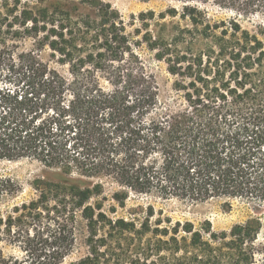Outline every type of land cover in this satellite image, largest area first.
<instances>
[{
  "label": "trees",
  "instance_id": "1",
  "mask_svg": "<svg viewBox=\"0 0 264 264\" xmlns=\"http://www.w3.org/2000/svg\"><path fill=\"white\" fill-rule=\"evenodd\" d=\"M178 1L181 12L132 15L142 34L134 42L104 0H0V161L28 159L47 171L32 183L36 197L0 218L25 252L6 256L0 235V264H64L79 229L85 251L69 264H264L262 216L219 231L209 220L153 221V207L143 220L104 207L102 177L123 188L112 195L120 206L131 191L264 203V25L252 33L192 4L264 15V0ZM177 16L186 24L150 29ZM140 42L167 63L188 107L160 109ZM45 48L68 75L43 61ZM22 191L0 177V200Z\"/></svg>",
  "mask_w": 264,
  "mask_h": 264
},
{
  "label": "rangeland",
  "instance_id": "2",
  "mask_svg": "<svg viewBox=\"0 0 264 264\" xmlns=\"http://www.w3.org/2000/svg\"><path fill=\"white\" fill-rule=\"evenodd\" d=\"M110 2L116 9H118L125 19L127 31L131 35L134 42L142 40V34H135V30L141 25L136 21L133 23L132 15H139L141 12L154 10L156 13L166 11L167 9L176 8L180 12L186 2L178 0H104ZM205 10L209 17L213 20H233L236 19L244 29L254 33L259 29L260 25H264L263 14H244L234 9L220 7L213 2L206 3H192ZM173 21L175 24L180 23L185 25L186 22L180 20L177 16L175 18L169 17L167 20H154L150 29L157 34L162 27V24ZM145 30H143V33ZM32 40L28 39L23 42L24 47H31ZM137 54L143 60L145 68L151 75L154 76L159 93V107L162 110L172 109L178 110L188 107L187 101L184 97V92L180 91L175 86L177 79L168 70L167 63L159 60L155 56V51L148 48L146 43L140 42L135 46ZM40 56L51 68H55L61 73L68 75V66L58 63L57 58L52 56V51L45 48L40 52ZM47 171L40 165V163L31 160L19 161H0V177H11L18 181L23 188V191L13 197H4L0 200V218L4 221L8 215L12 213L14 206L21 205L22 203L29 202L36 197L37 193L33 187L35 178L42 176ZM101 182L105 188V209L113 206L116 207L115 216H122L126 218L137 217L143 220L150 207L155 211L153 221L162 215V217H170L173 222L176 221H192L196 226H200L206 220L212 222L215 230H229L234 224L247 221L253 216L264 217V203L251 201L247 199H232L231 206L226 204L225 199H212L205 202H190L178 198H162L156 194H139L130 192L129 197L126 199L125 205L120 206L113 198L112 195L115 191L122 190L112 178L102 177ZM14 231L8 232L3 226L0 229V235L3 238L1 243L6 256H16L23 259L25 252L23 249L14 243L9 242ZM84 235L81 229L78 231L77 246L72 254H70L64 264H69L83 255L85 247L83 244ZM257 243L262 249L261 254L257 255V259L261 260L264 257V228L261 231Z\"/></svg>",
  "mask_w": 264,
  "mask_h": 264
}]
</instances>
